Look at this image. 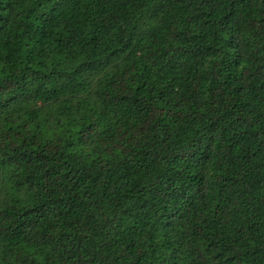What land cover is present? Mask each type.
I'll use <instances>...</instances> for the list:
<instances>
[{"label": "trees", "instance_id": "trees-1", "mask_svg": "<svg viewBox=\"0 0 264 264\" xmlns=\"http://www.w3.org/2000/svg\"><path fill=\"white\" fill-rule=\"evenodd\" d=\"M0 264H264V0H0Z\"/></svg>", "mask_w": 264, "mask_h": 264}]
</instances>
